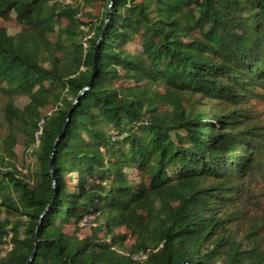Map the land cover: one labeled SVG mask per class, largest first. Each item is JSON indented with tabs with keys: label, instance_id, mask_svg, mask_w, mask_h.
<instances>
[{
	"label": "trees",
	"instance_id": "16d2710c",
	"mask_svg": "<svg viewBox=\"0 0 264 264\" xmlns=\"http://www.w3.org/2000/svg\"><path fill=\"white\" fill-rule=\"evenodd\" d=\"M109 3L84 47L79 0H0V264H264V0Z\"/></svg>",
	"mask_w": 264,
	"mask_h": 264
},
{
	"label": "rangeland",
	"instance_id": "374dc122",
	"mask_svg": "<svg viewBox=\"0 0 264 264\" xmlns=\"http://www.w3.org/2000/svg\"><path fill=\"white\" fill-rule=\"evenodd\" d=\"M69 1V0H68ZM112 0H109L111 2ZM80 2V12L78 14L79 17L84 22H79V28L77 29V33L75 34L76 38H78V41L83 44L84 47H86L87 41L96 33V30L92 28L93 26H98L100 24V18L102 11L105 10V7L103 8L101 6L102 0H92L90 3H83V0H79ZM0 23L10 26V32L14 33L18 30H20L21 25H19L16 20L10 19V20H4L0 18ZM56 37V34L53 36ZM164 90V89H162ZM8 96L4 94L0 90V139L9 138V134H11V123H9L5 119V107L8 102ZM15 103L18 105V107L23 108L24 105L27 104L28 97L27 96H20L17 95L14 98ZM59 104H53L49 105L47 109L44 110L43 114L48 112H52L54 109L58 107ZM43 111V109H42ZM43 119L41 120L40 124L43 123ZM41 133V130H38L34 134V139H32L31 134H26V132L21 128L17 129V132L15 133L16 136V142L15 146L9 152L5 153V163L8 166H4V168L16 167L18 170L21 171V174H23L26 178L27 176L31 175L30 173L37 170V162H36V151L39 144V135ZM8 163V164H7ZM67 176L72 177L73 183L76 182L77 179V172H66ZM15 212V211H14ZM15 214V213H14ZM6 214L4 213L3 216ZM21 216V215H20ZM25 218L26 216H22ZM22 218V219H23ZM92 219V217H90ZM21 219L17 218V216L10 214V224L8 225L7 229L9 231V234L4 237L3 243L0 245V256L5 255V253L8 251V249L11 247V235H12V228L15 227V225L21 224ZM89 224H91L89 221L86 225L81 222V226L85 227L83 229V233L87 232L89 230ZM17 227V226H16ZM19 227V226H18ZM117 232L126 234V240L125 243L127 246L131 245V243L134 241L135 236L131 233V231L128 229L127 225L123 224L116 228ZM20 232H23V225L20 226Z\"/></svg>",
	"mask_w": 264,
	"mask_h": 264
},
{
	"label": "water",
	"instance_id": "95a60500",
	"mask_svg": "<svg viewBox=\"0 0 264 264\" xmlns=\"http://www.w3.org/2000/svg\"><path fill=\"white\" fill-rule=\"evenodd\" d=\"M112 5H113V0H112V1L108 4V6H107V12H106V24H107V21H108V19H109V17H110L111 6H112ZM106 24H105V26L103 27V29H102V30L100 31V33H99V39L102 37V35H103L104 31H105ZM93 76H94V74H93ZM93 76L91 77V79L89 80V82L83 87V89L79 92V95H78V96H80L84 90H86L87 88H89V87L92 85ZM69 114H70V113H69ZM64 136H65V134H64V132L62 131V132L58 135V137H57V139H56V143L58 142L59 139H61V138L64 137ZM56 143H55V144H56ZM51 164H52V162L50 163V166H51ZM35 246H36V245H34V248H35ZM32 257H33V253H32V255H31V258H32Z\"/></svg>",
	"mask_w": 264,
	"mask_h": 264
}]
</instances>
